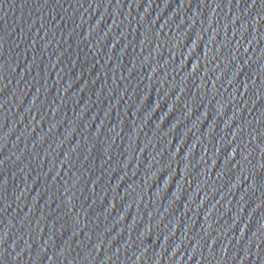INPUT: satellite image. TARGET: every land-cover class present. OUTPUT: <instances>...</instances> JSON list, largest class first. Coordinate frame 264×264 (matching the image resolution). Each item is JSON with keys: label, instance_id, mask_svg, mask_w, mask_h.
Here are the masks:
<instances>
[{"label": "water", "instance_id": "1", "mask_svg": "<svg viewBox=\"0 0 264 264\" xmlns=\"http://www.w3.org/2000/svg\"><path fill=\"white\" fill-rule=\"evenodd\" d=\"M264 147V0H0V264H88Z\"/></svg>", "mask_w": 264, "mask_h": 264}]
</instances>
